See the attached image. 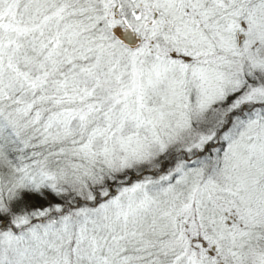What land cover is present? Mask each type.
I'll use <instances>...</instances> for the list:
<instances>
[{"label": "snow or ice", "instance_id": "snow-or-ice-1", "mask_svg": "<svg viewBox=\"0 0 264 264\" xmlns=\"http://www.w3.org/2000/svg\"><path fill=\"white\" fill-rule=\"evenodd\" d=\"M0 264H264V0H0Z\"/></svg>", "mask_w": 264, "mask_h": 264}]
</instances>
